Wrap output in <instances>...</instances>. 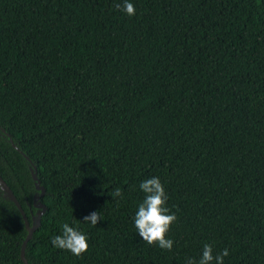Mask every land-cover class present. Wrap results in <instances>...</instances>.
Listing matches in <instances>:
<instances>
[{"label": "trees", "instance_id": "obj_1", "mask_svg": "<svg viewBox=\"0 0 264 264\" xmlns=\"http://www.w3.org/2000/svg\"><path fill=\"white\" fill-rule=\"evenodd\" d=\"M118 2L0 0V175L31 225L32 167L46 189L28 264H186L206 243L264 264V0ZM152 177L171 251L134 224ZM63 223L82 256L52 245ZM27 234L0 192V264H24Z\"/></svg>", "mask_w": 264, "mask_h": 264}, {"label": "clouds", "instance_id": "obj_2", "mask_svg": "<svg viewBox=\"0 0 264 264\" xmlns=\"http://www.w3.org/2000/svg\"><path fill=\"white\" fill-rule=\"evenodd\" d=\"M115 8L129 16L136 14L135 6L130 0L116 3ZM139 187L144 193V199L139 204L134 218L137 233L147 244L157 245L163 250L171 251L174 241L168 238V233L178 218L167 207L168 195L164 185L158 177H152L142 181ZM109 195L113 199H122L123 190L119 187L114 188ZM102 219L101 211H94L85 216L83 221L90 223L92 226H97ZM61 229V234L55 235L51 240L55 248L70 251L77 257L88 251V237L78 227L63 223ZM228 255V249L214 254L213 246L206 243L199 259L187 258L186 264H224V258Z\"/></svg>", "mask_w": 264, "mask_h": 264}, {"label": "water", "instance_id": "obj_3", "mask_svg": "<svg viewBox=\"0 0 264 264\" xmlns=\"http://www.w3.org/2000/svg\"><path fill=\"white\" fill-rule=\"evenodd\" d=\"M31 172H32L33 180L35 181V189L37 190V192H40L39 194L34 195V198H33V205L38 209V211H37L36 215L32 216V220H33L32 225L29 223V220H28L22 206L20 205L16 196L14 195L13 191L11 190L9 185L5 182V180L0 176V190L2 192L3 198L5 200L13 202L16 205V207L19 209V211L22 214V217H23L24 222H25V227L27 229L28 234H27V237L24 240V242L22 244V248H21V259L24 262V264H28V261L25 257L27 244L32 239L33 234L36 232V230L40 227L41 217L46 212V206L43 203H41V199L46 194V189L43 186H41V182L38 179L37 168L32 167Z\"/></svg>", "mask_w": 264, "mask_h": 264}, {"label": "flooded vegetation", "instance_id": "obj_4", "mask_svg": "<svg viewBox=\"0 0 264 264\" xmlns=\"http://www.w3.org/2000/svg\"><path fill=\"white\" fill-rule=\"evenodd\" d=\"M0 137H2L1 134H0ZM0 176H1V175H0ZM1 177H2V176H1ZM5 182H6V181H5ZM0 192H1V190H0Z\"/></svg>", "mask_w": 264, "mask_h": 264}]
</instances>
